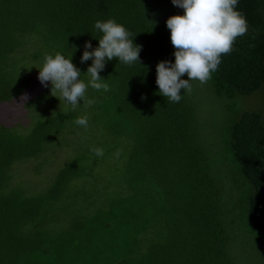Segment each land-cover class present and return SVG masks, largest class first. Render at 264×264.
Returning a JSON list of instances; mask_svg holds the SVG:
<instances>
[{
  "label": "trees",
  "instance_id": "trees-1",
  "mask_svg": "<svg viewBox=\"0 0 264 264\" xmlns=\"http://www.w3.org/2000/svg\"><path fill=\"white\" fill-rule=\"evenodd\" d=\"M236 10L247 33L172 103L156 84L184 14L171 0H0V264H264V0ZM109 19L140 64L106 61L108 91L73 110L39 69L60 53L87 84L85 44ZM65 150L47 183L22 179Z\"/></svg>",
  "mask_w": 264,
  "mask_h": 264
},
{
  "label": "clouds",
  "instance_id": "clouds-1",
  "mask_svg": "<svg viewBox=\"0 0 264 264\" xmlns=\"http://www.w3.org/2000/svg\"><path fill=\"white\" fill-rule=\"evenodd\" d=\"M172 4L184 10L183 15H174L167 19L170 40L175 52V62L162 61L156 66V84L159 93L169 102L179 103L181 90L191 92V81L207 83L212 73L218 70L221 56L229 54L237 37L247 33V21L236 10L238 0H171ZM95 28L102 33L98 47L92 51V44H85L81 63L91 60L86 75L90 80L86 84L81 79L80 70L62 54L46 55L39 69L38 80L44 86L51 83V94L59 92L63 100L73 110L89 86L95 90L108 91V84L99 73L105 68L106 61L114 58L131 65L139 62L140 45H134L130 33L115 20L96 21ZM187 74L188 79H181ZM21 102L27 101V95L21 96ZM87 104L93 101H85ZM75 123L87 127V116L78 117ZM97 156H103V150L91 149Z\"/></svg>",
  "mask_w": 264,
  "mask_h": 264
},
{
  "label": "rangeland",
  "instance_id": "rangeland-1",
  "mask_svg": "<svg viewBox=\"0 0 264 264\" xmlns=\"http://www.w3.org/2000/svg\"><path fill=\"white\" fill-rule=\"evenodd\" d=\"M203 86L202 87V90L204 91L207 87V85L205 84H202ZM67 150L65 151H58V152H55V153H51L49 156H48V159L50 161V166H49V163L47 166H45V171L42 172L41 175L39 176H35V173H34V166L36 165L35 162H29V163H26L24 165H22L20 167V173H21V177L22 179L25 178V180H29V181H36L38 183H47L51 177V173L54 172V170L56 171V169L62 164L64 163V161L66 160L67 158Z\"/></svg>",
  "mask_w": 264,
  "mask_h": 264
}]
</instances>
